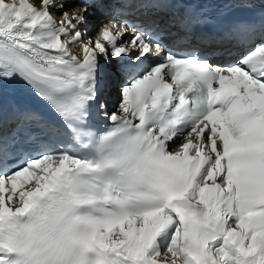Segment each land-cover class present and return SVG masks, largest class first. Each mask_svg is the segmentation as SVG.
I'll list each match as a JSON object with an SVG mask.
<instances>
[{
  "label": "snow or ice",
  "instance_id": "obj_1",
  "mask_svg": "<svg viewBox=\"0 0 264 264\" xmlns=\"http://www.w3.org/2000/svg\"><path fill=\"white\" fill-rule=\"evenodd\" d=\"M67 2L0 0V84L45 109L0 95V264L43 245L56 264H264V11L223 0L254 14L212 37L176 0ZM92 9L108 17L94 36Z\"/></svg>",
  "mask_w": 264,
  "mask_h": 264
},
{
  "label": "bare ground",
  "instance_id": "obj_2",
  "mask_svg": "<svg viewBox=\"0 0 264 264\" xmlns=\"http://www.w3.org/2000/svg\"><path fill=\"white\" fill-rule=\"evenodd\" d=\"M72 6V3L71 2H67L66 3V7L68 8H71ZM54 12H57V10H53ZM58 14V13H57ZM96 15V10L95 9H92L91 10V15L89 17L90 21L92 22L93 24V28H92V31L89 33L90 36H94L95 35V32H96V29L98 28L100 22H97L95 19H94V16ZM168 17L167 15H162V19L160 21H164V22H168ZM177 30L176 28H172L170 30ZM231 45L229 44H223V45H218V44H212L211 45V50L212 51H223L224 48H227V47H230ZM74 51H78V49H74ZM217 60H216V63H223V61H227L226 58H222L220 56L217 55ZM114 64L115 62H113V65H110L109 67H114ZM102 79L104 80V86L102 88V91H101V99L104 100L107 104V107L110 105V102L109 100H114V94L116 93L115 91V86H113V81L114 80H111V79H105L102 77ZM117 90H119V87L117 88ZM116 107H114L113 109L108 110L109 113H111L112 111L115 110Z\"/></svg>",
  "mask_w": 264,
  "mask_h": 264
},
{
  "label": "clouds",
  "instance_id": "obj_3",
  "mask_svg": "<svg viewBox=\"0 0 264 264\" xmlns=\"http://www.w3.org/2000/svg\"><path fill=\"white\" fill-rule=\"evenodd\" d=\"M61 235H63L62 232L58 233L57 239H59ZM37 251L39 253V260L37 261V264H43L44 261H47L48 264H56V257L54 255V250L50 251L48 245H43L39 247Z\"/></svg>",
  "mask_w": 264,
  "mask_h": 264
},
{
  "label": "rangeland",
  "instance_id": "obj_4",
  "mask_svg": "<svg viewBox=\"0 0 264 264\" xmlns=\"http://www.w3.org/2000/svg\"><path fill=\"white\" fill-rule=\"evenodd\" d=\"M101 95V94H100ZM118 97V94H117V91H116V94H115V99Z\"/></svg>",
  "mask_w": 264,
  "mask_h": 264
}]
</instances>
